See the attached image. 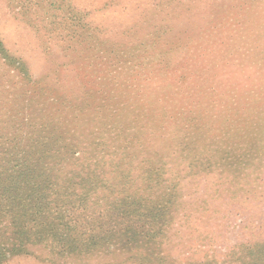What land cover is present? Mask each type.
Wrapping results in <instances>:
<instances>
[{
  "label": "rangeland",
  "instance_id": "obj_1",
  "mask_svg": "<svg viewBox=\"0 0 264 264\" xmlns=\"http://www.w3.org/2000/svg\"><path fill=\"white\" fill-rule=\"evenodd\" d=\"M0 153V264H264V0H0Z\"/></svg>",
  "mask_w": 264,
  "mask_h": 264
},
{
  "label": "trees",
  "instance_id": "obj_2",
  "mask_svg": "<svg viewBox=\"0 0 264 264\" xmlns=\"http://www.w3.org/2000/svg\"><path fill=\"white\" fill-rule=\"evenodd\" d=\"M161 48H163V47H161ZM30 80V79H29ZM20 90H22V89H20ZM10 98H11V96H9ZM8 98H4V101H7V102H9L8 103V105L10 106V103H11V101H8L7 100ZM156 101V105H160L161 103H160V101L159 100H155ZM146 104H147V106L148 107H146V106H144L143 107V109H142V111L140 112V113H138V115L135 117V120L134 121H140L143 125H144V127H147L148 126V124H149V120H148V116H149V113H150V111L151 110H154V109H152V108H149V107H151V105H152V103L151 102H146ZM102 104H100V106H101ZM106 108H104V107H102L101 108V115H104L105 113H106ZM99 111V110H98ZM155 111V110H154ZM156 112V111H155ZM163 112H166V110H165V108L163 107L162 108V113ZM157 113V112H156ZM135 114H137V113H135ZM166 115L165 114H163V116H159L157 119H156V123H155V125H156V127H157V130H153V131H151L150 133H148V132H146V134H144V133H139L137 130H136V133L134 134V136H132L131 138H124V139H121L120 141H119V143H122V144H125V147H127V146H129V145H134L133 143H135V144H137V145H139V147H146V146H148V145H150V144H152V143H156V142H159V141H161L160 139H162L161 138V136L159 135V131L160 132H163L164 130H165V128H164V126L165 125H162V123H167V122H165V120H162V118L163 117H165ZM170 121V120H169ZM99 122H101V121H99ZM135 123V122H134ZM103 124V123H102ZM103 126H104V130H107V131H109V132H107V133H103V135H99L100 133H95V135H93L94 134V132L93 133H91L90 134V132H88L89 134H88V136H87V139L91 142V141H93L94 142V147L93 148H84V149H82V151H83V157L80 159V158H78V159H75V163H76V165L79 163V164H88V166H86L85 165V169H86V171L84 172V171H82V172H80L81 173V175H84V174H86L88 171H90L88 168H90V169H92L93 167H95V166H92L91 165V162H88L89 160H88V155H90V154H92L93 152H95V154H98L97 156H100L101 158H104V157H106L107 156V154L106 153H108V152H112L113 151V153H116V150L115 149H111V148H106L105 150H101L100 149V146H101V143L100 142H104L103 140L104 139H106V140H113L114 138H117V137H115V135H113L112 134V131H111V129H107V128H105V125L103 124ZM106 126H108V125H106ZM111 131V132H110ZM131 132H134V130L133 131H131ZM178 131H175V133H177ZM102 134V133H101ZM71 135H72V132H71ZM128 136V135H127ZM74 140L75 141H70L69 142V144H68V146L67 147H65V149L64 150H62V151H66L67 153H71L74 149H76V148H83V147H80V143L79 142H77L78 140H80V138H78V136H74ZM123 141V142H122ZM127 141H129V142H127ZM108 144H110V143H108ZM20 145H22V144H19V147H20ZM122 148V146H120V144H119V147H118V149H121ZM132 148V147H131ZM131 148H129V153L130 154H132V151H131ZM37 149H39L38 151H40V153H39V155L40 154H44V153H46V152H44L43 150H42V148L40 147V146H38V148ZM58 148H54V149H51L49 152H53V151H55V150H57ZM26 151V150H25ZM42 152H44V153H42ZM61 151H58L57 153H60ZM23 151L19 154V156H17L18 157V161H21V163H22V165L24 166L25 165V163H28L31 159H32V157H31V155L30 156H23ZM2 154L0 153V156H1ZM14 156L15 157V155L14 154H8L7 156L9 157V156ZM4 155H2L1 157H3ZM96 162V161H95ZM66 163H72V159L71 158H68L67 160H66ZM78 166H84V165H78ZM7 167V166H6ZM5 167V168H6ZM46 167L47 166H43V168L41 169L40 168V170H39V173L40 174H44V172L47 170V172H49V166L47 167V169H46ZM163 169L164 168H161L160 166H157V167H152V168H148L146 171L147 172H149L150 171V174H152L153 173V175L152 176H154V173H158V175L160 176L159 178H160V180L161 181H166V182H164V184L165 183H167V182H170V181H168V180H166V177H167V175H166V172H164L163 171ZM93 170V169H92ZM165 170V169H164ZM7 173V171H5V170H1L0 171V176H4V174H6ZM25 174H23V176H24ZM66 175H69V176H71V179H73V178H76V176H74L73 177V175L72 174H70L69 172L68 173H65V176ZM117 175H118V178H117V181L115 182V181H112L111 180V184L112 185H114V186H116L117 188H125V189H127V190H129V188L127 187H125V184H126V182L125 181H120V179L121 178H123L125 175H126V173L124 172V170H122V169H119L118 170V172H117ZM102 176H104V174H102ZM50 181V180H49ZM73 181L75 182V184H77V186H76V188H79V182H78V180L77 181H75L74 179H73ZM51 182V181H50ZM87 184H88V182H87ZM163 184V185H164ZM40 186V191H37V193H36V197H37V200L36 201H38L37 203H38V205H41L40 207H41V209H42V207H44L43 205L44 204H46V203H49V201H48V199H46L45 198V196L41 193V185H39ZM49 187H51L52 189H55V190H57V189H59L60 187L59 186H57V184H54V183H52L51 182V184H50V186ZM19 188L21 189V190H23V188H24V183L22 184V183H20L19 184ZM87 188L89 189V190H95V188H96V185L95 184H93V185H89V186H87ZM24 191H26V190H24ZM44 192V191H43ZM39 193H40V195H39ZM60 193V192H59ZM140 195V194H139ZM143 193H141V198H144L143 197ZM101 197V196H100ZM145 199V198H144ZM34 201H35V199H34Z\"/></svg>",
  "mask_w": 264,
  "mask_h": 264
}]
</instances>
